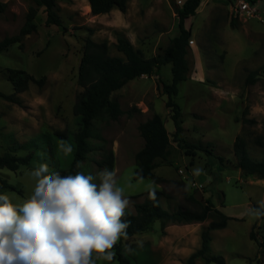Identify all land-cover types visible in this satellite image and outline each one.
<instances>
[{"label": "rangeland", "instance_id": "374dc122", "mask_svg": "<svg viewBox=\"0 0 264 264\" xmlns=\"http://www.w3.org/2000/svg\"><path fill=\"white\" fill-rule=\"evenodd\" d=\"M238 1L202 0L197 15L187 21V27L192 28L187 55L190 73L173 98L181 107L183 133L175 135L172 111L166 107L168 97L162 89L163 84L172 82L169 64L159 75L133 80L112 95L123 114L117 121L96 125L105 150L92 155L86 172L99 183L97 174L104 169L96 162L112 151L117 185L125 189L130 202L126 209L132 213L151 190L165 194L161 204L171 212L181 208L199 211L196 202L210 200L233 220L225 229L212 232L209 258L222 257L226 264H264V220L253 214L254 205L264 204V181L253 174L243 176L234 153L236 138L241 137L251 157L264 160V147L258 144L264 143V0H244L258 8L252 18L233 15ZM0 2L7 4L0 12V42L18 35L29 10H38L37 31L23 38L22 48L16 44L0 53V92L14 95L20 103L0 98V154L10 152L14 144L30 148L27 145L37 139L41 141L40 148L34 147L37 154L50 158V146L55 145L58 167L67 169L73 156V133L78 129L75 106L83 91L78 79L86 40L106 43L111 56L123 57L116 49L121 37L146 58L162 55L179 33L174 4L181 7L185 0H127L125 14L113 10L98 16L92 14L88 0H57L62 27H48L45 9L33 0ZM8 70H23L44 82L30 84L27 91L15 94ZM250 74H254V81L248 83ZM154 114L162 117L172 142L170 161L157 160L155 176L164 180L158 183L156 179L135 180V158L144 147L139 126ZM57 132L67 133L69 138L53 137L50 141ZM28 150L17 155L25 156ZM45 163L36 162L35 166ZM48 167L54 172L55 168ZM32 172L26 167L16 173L0 169V176L22 192L2 193L13 204L22 205L33 193L36 178ZM213 221L220 220L212 217L194 227L204 229ZM179 227H174L173 238H178ZM252 231L257 242L250 238ZM161 232V222L157 221L148 232L122 243L130 264H156L150 250L141 249L144 245L140 244L147 238L157 242ZM96 255L95 264H118L116 253L111 262ZM197 264L206 262L198 260Z\"/></svg>", "mask_w": 264, "mask_h": 264}, {"label": "trees", "instance_id": "16d2710c", "mask_svg": "<svg viewBox=\"0 0 264 264\" xmlns=\"http://www.w3.org/2000/svg\"><path fill=\"white\" fill-rule=\"evenodd\" d=\"M37 7H43L47 14L46 24L48 27H62V20L59 16V7L57 0H33ZM93 15H105L113 10H119L123 14L127 11V0H88ZM202 0H185L183 6L178 7L174 4L175 13L179 19V33L175 36L165 48L162 55L152 58H146L142 51L135 49L132 43L126 38H119L116 49L123 55L111 56L109 47L106 43H96L90 38L86 40L84 54L82 57L78 83L83 88L79 94L75 106V114L77 116L78 129L73 133V156L68 164L67 169L58 167L59 159L55 157V148L50 146L52 155L50 158H43L37 154L35 148L38 141L33 140L27 145L14 144L10 152L3 155L0 154V169H7L11 172H18L22 167L38 169L36 162H47L46 164L55 168L54 172H58L61 176L75 175L80 172L87 175L86 164L92 155L99 151H104L105 141L98 134V123H107V121H117L123 114V111L117 101L112 100V95L125 87L129 82L142 78L144 76L152 78L159 75L161 69L165 65H172V82L170 85L163 84L162 89L164 95L168 97L166 107L172 111V121L175 127V135L179 136L183 133V122L181 120V107L173 101L178 95L179 85L187 81L190 73V65L187 55L192 41V28L187 27V21L197 15V11L201 6ZM254 3V1L252 2ZM7 4L0 2V12L4 11ZM38 10L31 8L27 14L26 22L20 33L16 36L7 37L0 42V53L8 51V49L18 44L22 48L23 38L36 32ZM8 80L14 87L15 94H20L28 90L30 84L42 85L44 79L37 80L32 75L23 70H8ZM254 81V74H250L248 83ZM0 98L20 104L14 95H5L0 92ZM139 131L144 140V147L137 153L135 162L137 169L135 171V180L156 179V182H164L155 176L157 169V160L169 162L172 156V142L170 133L166 129L162 117L154 114L153 117L146 122L140 124ZM67 133L57 132L51 135L60 139L69 138ZM94 140L99 143L94 144ZM41 142V141H40ZM260 147H264V143L258 141ZM22 149H29L27 155L18 156L17 153ZM234 153L237 162V168L243 176L249 174L255 175L258 179L264 181V160H255L251 157L247 142L237 137L234 144ZM221 165L226 167L225 160L218 158ZM100 169L107 168L113 171L114 155L112 151L105 153L100 162H96ZM193 165V162L192 164ZM85 167V168H84ZM53 172L46 173L51 174ZM17 191L20 195L21 190L11 185L7 180L0 176V194L4 191ZM155 192V199L150 198V191L145 193L143 202L135 206L136 213L125 210L123 219L129 223L126 229L127 237H121L113 251L117 255L118 264H130L125 254V247L122 243L135 236L144 234L151 230L152 226L157 222H161L162 230L169 225H189L204 223L212 217H216L220 221H213L208 227L204 228L201 233V247L194 252L185 264H197V260L202 258L206 264H226L222 257L208 258L211 244L212 232L225 229L228 222L233 220L221 210L216 208L210 200H206L204 204L199 205V211L189 209H179L177 211H167L161 204V198L165 194L160 190H151ZM195 202L194 198H190ZM262 204L254 205V212L264 213ZM224 207V203H222ZM259 220H264V214L258 216ZM252 241L257 242L256 235L252 231L250 234ZM136 249V248H134ZM141 249H145L142 247Z\"/></svg>", "mask_w": 264, "mask_h": 264}, {"label": "clouds", "instance_id": "9594fccd", "mask_svg": "<svg viewBox=\"0 0 264 264\" xmlns=\"http://www.w3.org/2000/svg\"><path fill=\"white\" fill-rule=\"evenodd\" d=\"M46 173V163L33 170L36 185L22 205L0 194V264H95L94 253L113 261L130 223L123 219L130 202L115 171H100L99 183L91 174ZM149 195L155 199L154 191Z\"/></svg>", "mask_w": 264, "mask_h": 264}, {"label": "crops", "instance_id": "0c3cea01", "mask_svg": "<svg viewBox=\"0 0 264 264\" xmlns=\"http://www.w3.org/2000/svg\"><path fill=\"white\" fill-rule=\"evenodd\" d=\"M194 225H169L165 228L164 233L161 232L157 242L147 238L140 245H144L145 249L150 250L156 264H185L187 259L201 247L203 229L199 230ZM175 226H180L178 238L172 237ZM207 257L209 258L208 254ZM198 260L204 261L202 258Z\"/></svg>", "mask_w": 264, "mask_h": 264}, {"label": "built area", "instance_id": "2783aa9c", "mask_svg": "<svg viewBox=\"0 0 264 264\" xmlns=\"http://www.w3.org/2000/svg\"><path fill=\"white\" fill-rule=\"evenodd\" d=\"M257 13H258V8L253 6L250 2L244 0L238 1L236 6L233 8V15L235 17L245 16L248 18H252V17H256ZM181 173L183 174V172ZM192 185L195 186V183Z\"/></svg>", "mask_w": 264, "mask_h": 264}]
</instances>
